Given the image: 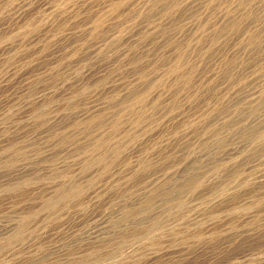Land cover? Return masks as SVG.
Instances as JSON below:
<instances>
[{"label": "bare ground", "instance_id": "6f19581e", "mask_svg": "<svg viewBox=\"0 0 264 264\" xmlns=\"http://www.w3.org/2000/svg\"><path fill=\"white\" fill-rule=\"evenodd\" d=\"M98 2L105 3L103 10L78 18L84 4ZM50 12L44 20L22 19L16 33L0 34V42L33 44L19 49V73L55 47L69 62L78 61L94 44L103 42L105 48L90 47L94 62L63 81V97L52 91L44 102H27L32 109L33 104L58 103L60 120L69 121L68 128L64 133L52 129L55 146L48 154L30 144L5 161V167L15 168L17 155L34 153L32 164L48 167L49 193L27 195L30 179L10 188L22 208L28 207L20 215L19 229L0 241V251L35 236L36 230L26 227L35 218L58 225L84 216L89 202L98 204L115 194L121 204L102 220L98 234L73 242L87 245L92 258L95 246L113 236H119V245L137 240L139 231L147 232V238L106 264L222 262L236 244L262 235L264 167L253 178L243 168L264 163V0H66ZM8 17L0 14V21ZM121 23L125 28L117 30ZM7 48L0 45V56ZM36 48L37 61L30 57ZM7 62L11 59H0V79ZM47 76L44 84L49 86L63 75L52 69ZM34 81L27 91L40 82ZM92 96L99 102H84ZM35 109L34 125H46V111ZM78 114L80 121L74 119ZM6 133L1 123L0 135ZM7 152L0 151L4 157ZM58 160L64 162L61 170L55 167ZM144 178V191L137 193L135 187ZM28 201L38 202V209ZM49 249H38L37 257L30 254L17 263L68 264L49 259L71 249ZM248 264H264V256Z\"/></svg>", "mask_w": 264, "mask_h": 264}, {"label": "rangeland", "instance_id": "374dc122", "mask_svg": "<svg viewBox=\"0 0 264 264\" xmlns=\"http://www.w3.org/2000/svg\"><path fill=\"white\" fill-rule=\"evenodd\" d=\"M64 1H66V0H0V14L4 13L5 15L9 16L5 20V22L0 21V34L5 35V36H9L13 33H16L17 31H19V25H20V22H22L21 21L22 19H24L26 21L27 20L28 21L29 20H33V21L44 20L45 18L48 17V15L51 14L50 11H53L54 7L57 6L58 3L61 4V2L63 3ZM12 4H14V5H12ZM104 4L105 3H103V2H98L97 4H95L93 6H87L86 4H84V6L80 8V15L78 18L81 20H84L86 18L92 17L94 14H96V12L104 9ZM48 12H49V14H48ZM122 25L125 26L126 24L121 23L119 25L120 28L118 26L119 29L117 28V30H122L121 28L124 29L125 27L124 26L121 27ZM33 43H36V42H33ZM102 43H98L97 45L94 44V45H96V47L94 45H92L90 47L91 48L95 47V49H92V50H96V51L99 50L100 48L104 49L105 46ZM101 44L103 45V47ZM0 45L7 46L9 48V50L7 48V50L5 51V53L7 52V54L4 53L3 55H1L0 59H6V60L11 59V62L10 63L7 62V65L4 68V72H3L4 73V79L3 78L0 79V99L3 101L2 102L0 100L1 101V103H0L1 108L0 109L2 110V111H0V124L3 123V127L6 129V131L9 132L8 133L9 135L7 133H6L7 134L6 136L0 135V151L8 149V152H7L5 157H4V155L2 156L0 153V204H1L0 205V214L2 213L0 215V223H1L0 224V241H1L2 239L7 237L8 235H10L11 234L10 232H12V231L14 232L17 229H19V223L21 220L20 218H21L23 212H26V211H24V209H26L28 207L27 205H24V209L22 208L23 206H21V204H23V203L19 204V197L17 196V194H15V192L9 191L10 188L13 187L15 184H16L15 186H18L19 183H21L25 179H30V181L31 180L33 181V184L31 181L30 182L31 185L29 186L30 188L28 187L27 190L25 191L27 195L35 196L37 193H44V194L49 193V191L47 190V188L49 187L48 186L49 183L47 182L48 172H49L48 167L44 163L32 164V161L36 157L34 155V153H31V154L29 153L25 157L26 159L22 158V157L19 158V155H17L14 158V161L16 163L15 168H9L8 169L7 167H5L6 162L8 161L7 159L12 157L13 153L15 151L19 153V148H23V149L27 148L30 144H34L36 146V148L40 152H42L43 154H48L52 150V147L55 146L52 138L49 136L52 129H54V131H56L57 133H64L67 131V128H68V122L69 121L60 120L61 119V113L59 112L60 110L58 109L59 106H57L58 103H53V102H49V101L48 102L46 101L45 104H43L42 106L40 104H33L34 109L36 107V109H35L36 111L43 110L44 112L46 111V114H47L46 125H44V126L42 125L40 127L35 126L34 120L32 119V112H31L34 109L29 107L27 105V102L32 101L35 98L36 99L42 98V100H43L44 97L46 96V93L48 92L47 93V95H48L49 92H52V91L53 92L54 91L60 92L59 94H62V95H60V97H63L66 94V93L63 94V92H61L62 91L61 87L64 84V82L67 83V81H70L71 79H73L76 76L77 72H81V71L85 72L88 69V67L90 66L89 62H94L93 61L94 59L92 58V54H95V51L92 52L91 48L89 47L86 50V54L84 56L80 57L78 59V61L75 60V62L74 61L69 62L67 60L68 57L66 56L65 52L61 51V49L56 50L57 49L56 47L53 48V50H51V52H49L48 57L38 60L37 57L40 54L37 53L38 51H36L37 50V48H36V49H34V54H32L30 57L32 60H35V61L38 60V61L36 63H34V65L32 67H28V69L26 67L25 69H23L22 70L23 73H19V63L21 60L19 58V49L25 48V47H27L29 45H33V44H31L30 42H25L24 44L20 45L19 41H16V42H0ZM87 52H89V53L87 54ZM4 56H5V58H4ZM93 57H94V55H93ZM91 58H92V60H91ZM52 69L58 70L59 72L62 73L63 76L56 83L47 86L46 84H44V82H46V80L48 78L47 75L51 72ZM7 74H9V75H7ZM12 74H14V75H12ZM8 76H9V78H8ZM86 79L88 82H91L90 78H86ZM22 80H24V81H22ZM33 80H35L34 82H36L37 80H40V82L34 83L33 87L27 91L26 90L27 87L30 86V82ZM42 80H45V81H42ZM10 81L13 82V83H11V85H10ZM5 83H6V85H5ZM11 88H12V90H11ZM10 93H11V96H10ZM3 97L9 98V99L6 100L5 98L3 99ZM58 99H59V97H58ZM56 100H57V98L54 99V101H56ZM43 102H44V100H43ZM84 102H86L88 104H95L99 101H98L97 97L92 96V97L85 99ZM52 109L55 111H52ZM9 112H10V114H9ZM79 115L80 114L74 116V119L76 121L82 120ZM59 128H61V129H59ZM11 154H12V156H11ZM66 161L68 163H72L71 159H67ZM63 163L64 162L62 160H58L55 163V167L57 166L58 168L57 167L56 168L61 170V168L64 167ZM74 167L75 166L73 165V168ZM263 167H264V163L252 162L249 164V166L244 167L243 170H244L245 176H247L249 178H253L256 176V174L254 175V173H255L254 171H257L258 169H261ZM74 169H76V168H74ZM32 175H33V177H32ZM22 179H24V180H22ZM146 181H148V179L144 178V180L138 186L135 187V191L136 192L138 191L137 193L144 191L143 188H144V184ZM44 187H46V188H44ZM152 187H153V184L151 183L149 188H152ZM127 192L128 191H125V192L122 191V192H120V194L125 193L124 195H127L129 193V192L128 193ZM110 196L105 197L98 204L93 203V202H89L87 205L89 209H87V213L84 216L80 217V216L76 215L72 218H69V220L71 219L70 221L66 220L63 223H59L58 225H52V226L47 225V223H45V221L41 220L40 217L29 221L26 227L30 230L35 229L36 235L35 236H26L22 242H20V243L18 242V244L17 243L14 244L11 248L2 249V251H0V259H1L0 264H18L17 263L18 260L21 261V260H23V258L25 259V258H28L31 256L37 257V255L39 254V250L42 252V250H45V249L48 250L49 248H50L49 250H57V249L62 250L63 248L64 249L68 248L69 250L71 249L70 251H72V252L69 254H66V255L64 254L61 257V256H57V254L54 253V254H52V256L49 259L50 261L52 259H61L62 262L63 261H64V263L68 262V264H94V263L95 264H106V263L120 259L121 257L124 256V254L129 253L134 248H136V246L138 245L137 243H139V242L142 243V242L146 241L147 232L146 233L142 232V231L137 232L138 233L137 234V237H138L137 240L132 241L128 244H123V245H119V236H113L110 240L111 243L109 241L108 243H106L104 245H96L95 246L94 249L97 251V254H95L92 258L88 254H86V253H88L87 251H89L87 245L84 246L82 243L76 244L75 242H73V239H75L76 237H83L85 239H86V237H88V238L93 239L96 236V234H98V230L101 228L99 226L104 225L102 223V220L107 215L113 214V213H115L116 210H118V207L121 204L120 195L117 196L115 194V196H112V197H110ZM117 197L119 200L117 199ZM106 198L107 199L111 198V200L108 199L109 200V202H108V200ZM104 200L106 202H103ZM28 203H32L31 207H37L38 206V202H35V204H34V201H28ZM107 203H109V205ZM190 203H191V205H194L195 201H190ZM102 204H104V205H102ZM102 206H103V209H102ZM105 206L107 207L106 209H104ZM97 207H99V208H97ZM37 209H38V207H37ZM95 209H98V211ZM100 209L102 211H99ZM109 210L111 211V213ZM91 213H92V216H90ZM100 215H101V217H100ZM2 216H3V219H2ZM36 220H39V221L36 222ZM38 222H39V224H37ZM40 226L43 230L40 228ZM55 226H58V229ZM59 226H60V228H59ZM5 227H6V229H5ZM31 227H33V228H31ZM56 229L58 231H56ZM154 232H155V230H153L151 233H154ZM7 233H8V235H7ZM51 234L52 235L54 234V236H52ZM59 235L61 238L59 237ZM30 237H32V238H30ZM66 242H69V245H66ZM115 242L117 244H115ZM130 247H132V248H130ZM75 248L77 250L79 248L80 251L78 250V252H77ZM83 248H85V249H83ZM111 249H112V251H111ZM3 250H5V251H3ZM16 252H17V254H16ZM76 253H79V254H76ZM101 253H102V255H101ZM30 254H31V256H30ZM106 255H108V256H106ZM263 256H264V233H262V235H259L258 237H256L253 240H243L242 242L236 244L232 250H229V252L223 256L222 262L219 261V262H214L211 264H248V262L250 260L258 259V258L263 257ZM20 257H21V259H20ZM14 259H16V260L14 261ZM91 259H93V260H91ZM83 260L85 262H83ZM69 261H70V263H69ZM196 264H200V263H196Z\"/></svg>", "mask_w": 264, "mask_h": 264}]
</instances>
